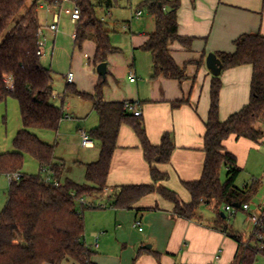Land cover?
Returning a JSON list of instances; mask_svg holds the SVG:
<instances>
[{
    "label": "trees",
    "instance_id": "16d2710c",
    "mask_svg": "<svg viewBox=\"0 0 264 264\" xmlns=\"http://www.w3.org/2000/svg\"><path fill=\"white\" fill-rule=\"evenodd\" d=\"M30 0H0V38L16 20ZM58 0H36L16 23L0 45V104L9 98L19 103L22 128L13 141L14 151L0 155V174H21L10 184L9 199L0 213V264H62L72 260L76 264H96L97 252L86 244V222L83 214V198L91 199L103 194L118 137L124 125L133 129L144 150V157L151 166L153 183L118 187L110 197L111 207L116 210H132L142 198L159 194L174 204L177 218L202 222V206L211 208L215 221L213 229L225 233L238 244L232 264H256L261 254L254 238L246 241L228 223L222 206L252 203L261 186L259 180L251 185L238 187L236 182L243 171L238 167L235 155L226 151L224 142L234 136L262 145L264 140V36L247 34L235 41L234 53H217L223 70L251 66V98L249 104L227 121L220 120L221 75L214 76L210 92V112L205 122L204 150L206 159L200 180L183 185L191 195L189 203L183 202L173 191L160 186L168 175L153 165L168 163L175 149L169 134L162 137L160 146H153L147 136L142 116L134 114L136 104L106 102L103 98L105 78L101 77L95 94L79 92L73 84H67L65 94L74 93L93 103L98 116V126L89 135L99 146L98 161L86 165V184L72 180L61 183L66 162L55 155L56 146L43 142L35 131L58 132L64 120V108L55 103L56 74L42 65L38 56L42 26L38 20L41 4H53ZM80 8L81 17L76 25L74 45L82 49L88 41L96 44L94 65L107 63L108 57L117 52L113 47L106 23L100 19L98 7L92 0H74ZM111 3V0H109ZM155 21L156 31L141 48L150 53L153 60L154 78L183 82L185 70L173 59L169 45L180 42L190 49L194 39L180 37L178 11L181 0H145ZM222 74V73H221ZM182 102L173 103L179 107ZM129 105L131 109H127ZM25 156L35 159L40 166L38 175H24ZM226 180L222 182V172ZM50 175L47 181L44 174ZM56 182L58 184H56ZM82 208V210L80 209ZM236 211H241L242 208ZM150 211V209H147ZM225 214V218L222 216Z\"/></svg>",
    "mask_w": 264,
    "mask_h": 264
},
{
    "label": "crops",
    "instance_id": "0c3cea01",
    "mask_svg": "<svg viewBox=\"0 0 264 264\" xmlns=\"http://www.w3.org/2000/svg\"><path fill=\"white\" fill-rule=\"evenodd\" d=\"M35 1L30 0V6ZM113 1L110 3L106 0L105 6L97 5L98 16L106 23L112 45L117 49L115 54L108 57L106 63L104 101L136 104V110L142 112L147 136L153 146H160L165 134L172 137L175 149L170 161L156 162L153 167L168 175L167 180L159 185L175 192L183 202L189 203L191 195L183 183L201 179L206 159L205 122L210 112V92L214 78L207 67V58L210 54L234 53L235 41L243 35L264 36V0H181L178 33L180 37L194 40L190 49L178 41L170 43L169 49L176 64L185 70L187 78L183 82L166 79L164 76L154 78L152 56L141 49L150 35L156 31L155 21L147 8L150 18L147 21L148 27L130 36L125 52L121 46H116L113 38L116 25L109 23L107 19ZM129 3L131 4L130 1ZM142 3L141 7L133 12V19L139 12L142 14L137 18L143 19ZM47 4H41L38 11V20L42 27L40 11ZM105 8L107 11L104 13ZM126 28L133 32L131 23L127 24ZM46 29L49 30L48 26ZM76 30L75 28L73 42ZM44 36L47 37L46 34ZM85 46H88L85 60L89 68L84 72V76L90 85L84 87L83 79L79 75H74L73 85L79 92L93 95L101 78L94 65L96 44L88 41L83 47ZM252 76L253 68L248 65L222 71L220 92L222 122L249 104ZM132 77L135 82H131ZM65 98L67 94L64 95L63 103ZM182 101L179 107L173 106V103ZM54 103L56 104L55 100ZM63 108L65 114L71 115L72 121L76 120L75 112L70 105ZM87 110L90 115L92 114L89 126L91 131L98 126L99 119L91 101ZM82 131L87 130H79L76 153L73 152L65 158L56 156L66 162L61 183L69 179L78 184H86V165L99 159L100 148L96 143L91 148L81 146ZM224 147L226 151L235 155L238 167L243 170L242 163L246 165L262 145L247 139L237 140L232 136L224 142ZM76 168L80 170L78 178L74 176ZM44 175L50 177L47 173ZM152 183L151 166L144 157L139 138L132 128L122 126L107 188L103 194L87 201L88 205H97L98 202L103 207L97 208L104 210L101 213L103 223L94 226L92 232L88 231L85 235L86 244L97 252L93 261L96 264H232L238 244L225 233L213 229L211 223L215 221L214 213L206 219L200 214L203 219L201 223L177 218L173 214L174 204L159 194L142 198L132 210H116L111 207L110 197L118 187ZM258 199L260 202L256 203L264 204V190ZM136 220L142 221L143 232L134 228ZM102 231L103 235L97 234ZM250 237V235L245 237L246 241ZM219 251L220 258L216 260ZM62 264L76 263L66 260Z\"/></svg>",
    "mask_w": 264,
    "mask_h": 264
},
{
    "label": "rangeland",
    "instance_id": "374dc122",
    "mask_svg": "<svg viewBox=\"0 0 264 264\" xmlns=\"http://www.w3.org/2000/svg\"><path fill=\"white\" fill-rule=\"evenodd\" d=\"M32 1V0H31ZM34 1V0H33ZM96 5L105 6L106 0H92ZM113 1V0H112ZM131 2V4L129 3ZM144 0H114L113 7L110 8V16L107 18L109 23L115 26V38L114 43L116 46H121L123 52L126 51L128 39L133 33L138 34L148 27L147 21L150 19L146 8L142 6L144 16L143 19H133V12L141 7V3ZM28 2L22 9L16 20L8 27L6 32L0 38V45L5 37L11 32L16 25L17 21L26 14L30 8ZM51 5H55L54 3ZM73 3H67L63 5V9L72 8ZM107 8H105L104 13ZM101 12V9H100ZM103 13V12H102ZM103 13V14H104ZM40 20L43 24V42H45V56L42 58V64L46 68H50L57 74V80L55 83L56 99L55 102L58 107H67L70 105L76 115V120L64 119L60 125L58 132L52 131H35L36 136L43 142L56 146V156H62V158L69 157L76 150V144L78 140L79 130H87L90 132L89 126L92 118V114H89L87 106L89 100H85L74 93H68L65 102L63 98L66 89L65 76L69 72H73L76 76H81L83 79V86L89 87L88 80L84 76V72L89 68L85 60V54L88 46L83 49L75 48L73 42V34L75 32V24L71 21V16L62 13V20L60 24V30L56 34L46 29L52 23V13L48 6L40 11ZM133 28V32L127 29V24H130ZM47 35V37L44 36ZM48 45L50 49L48 50ZM125 47V48H124ZM82 60V63H81ZM84 60V61H83ZM93 65V64H92ZM83 68V69H81ZM106 81V80H105ZM100 82V80H99ZM99 84V83H98ZM89 114V117H88ZM22 128V118L20 113L19 103L9 98L5 104H0V155L5 153H11L14 151L13 141L16 138L18 132ZM76 153V152H75ZM74 153V154H75ZM246 163L243 165V171L241 172L236 185L243 187L245 184L251 185L254 180H260V188L258 195L253 199V203L260 202L259 196L262 195L264 190V148L259 147L257 153H254ZM79 168L75 169L74 176L80 177ZM40 173L39 163L30 156H25L24 167L22 174L24 175H38ZM44 174V173H43ZM47 177V175H44ZM85 179V177H84ZM226 180V170L222 172V182ZM62 182V181H61ZM9 179L7 175L0 174V213L5 208L9 199ZM88 201V199H86ZM91 203V201H90ZM97 205H87L82 210L85 215L86 232H92L94 226H98L103 223L101 214L104 210H100L98 202ZM222 211L224 206H222ZM200 214L206 219L213 215V210L207 206H202ZM227 223L236 231L242 234L244 237H249L252 234L250 225L247 223V215L242 211H236L233 216L228 215ZM104 231L97 234L103 235ZM251 233V234H250ZM249 241V240H248ZM258 264H264V255L258 256Z\"/></svg>",
    "mask_w": 264,
    "mask_h": 264
},
{
    "label": "built area",
    "instance_id": "2783aa9c",
    "mask_svg": "<svg viewBox=\"0 0 264 264\" xmlns=\"http://www.w3.org/2000/svg\"><path fill=\"white\" fill-rule=\"evenodd\" d=\"M73 3L72 8H66L63 9V5L67 3ZM55 5L47 4L45 6H48L52 13V23L48 26V29L56 34L59 32V24L61 20V15L63 12L71 16V21L72 23L76 24L80 20L81 17V11L80 8L76 5L74 0H58L54 3ZM142 14V12H139L137 14V17H139ZM39 37H40V44H39V51H38V56L43 58L45 56V42H43V27L39 31ZM87 57V56H86ZM131 82H135V79L132 77ZM67 83L68 84H73L74 83V73L70 72L67 75ZM127 109H131L129 105L126 106ZM135 116L140 117L142 116V112L140 110H134L133 111ZM64 119H72L70 114H64ZM80 138H81V146L84 148H91L95 145V142L92 140L90 137L89 133L87 131H82L80 133ZM262 147L264 148V140L262 142ZM9 179V184L13 183L14 181H17L20 177L21 174H11L7 175ZM47 181H50V177L47 176L46 178ZM56 184H58L56 182ZM80 204L83 206H87L88 202L84 198H82L80 201ZM99 207H103L99 205ZM241 211L246 213L247 215V223L250 225L252 229V234L251 237H253L255 246L259 249L260 253L264 255V204L261 203H249L245 204L241 207ZM223 211L230 215L233 216L236 212L235 207H231L228 205L224 206ZM134 228L137 229L140 232L144 231L143 223L141 220H136L134 222ZM220 253L219 251L218 255L216 256V260L220 258Z\"/></svg>",
    "mask_w": 264,
    "mask_h": 264
},
{
    "label": "water",
    "instance_id": "95a60500",
    "mask_svg": "<svg viewBox=\"0 0 264 264\" xmlns=\"http://www.w3.org/2000/svg\"><path fill=\"white\" fill-rule=\"evenodd\" d=\"M207 67L210 71V73L213 76H220L223 70V65L220 62V60L218 59V57L216 56V54H210L207 58ZM98 75L100 77L106 78L107 75V64L103 63L101 65H99L96 69ZM157 162H159V159H157ZM235 208L240 209L241 205H234ZM224 218L226 217L225 214L223 213L222 215ZM151 247H149L150 249Z\"/></svg>",
    "mask_w": 264,
    "mask_h": 264
}]
</instances>
